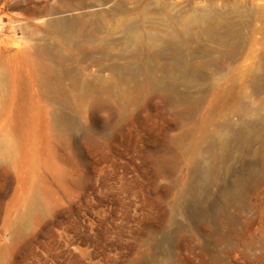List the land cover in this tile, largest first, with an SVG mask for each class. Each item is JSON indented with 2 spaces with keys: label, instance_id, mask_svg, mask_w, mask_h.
Masks as SVG:
<instances>
[{
  "label": "rangeland",
  "instance_id": "obj_1",
  "mask_svg": "<svg viewBox=\"0 0 264 264\" xmlns=\"http://www.w3.org/2000/svg\"><path fill=\"white\" fill-rule=\"evenodd\" d=\"M263 65L264 0H0V264H264L251 76L219 119L242 141L193 145L231 68ZM147 77L179 103L118 99Z\"/></svg>",
  "mask_w": 264,
  "mask_h": 264
},
{
  "label": "bare ground",
  "instance_id": "obj_2",
  "mask_svg": "<svg viewBox=\"0 0 264 264\" xmlns=\"http://www.w3.org/2000/svg\"><path fill=\"white\" fill-rule=\"evenodd\" d=\"M209 30L210 37L214 38V30ZM227 33H229V31H227ZM226 41L227 40L224 39L220 41V44L226 45ZM235 44H237V42H235ZM228 56L229 55L221 54L218 58L220 60H225ZM209 61L210 60H206L205 64H208ZM261 70L263 74H252L253 72L251 71L247 73L245 69H242V66L231 68L232 75L229 81H227V83L229 82L230 85L228 87L217 88L209 101L210 110L201 117L199 122H196L193 125V127L197 129L198 133L197 140L193 142L194 146H199L208 141V143L212 147H216L218 141L215 139V137L217 138V136L214 135L211 130V126L214 125H221L220 127H222V130H225L224 134H222L221 132H219L221 134L218 133L220 135V140H224V142H226L228 141V139H232L238 143L242 141L245 136V131L249 126L245 125L238 128L237 124L230 118H225L220 123L219 119L225 115L224 111L228 108H233V110L240 112L243 115H246V113L250 111L246 104L244 96L242 95L244 85L241 84V82H244L243 80L246 77L251 76V83L254 86V90L257 93L261 92L262 90H264V65L262 66ZM195 78H197L196 73ZM155 90H161L164 92L165 99L169 106H175L179 103V99L173 95V91L167 86L164 79L154 81L151 77H147L141 85H135L132 88L119 91V94L117 96L121 101L136 102L138 98H140L141 94L146 92L150 93ZM85 98H88V94L87 96H85ZM204 103L205 98L203 97L186 101L178 111L180 122L183 124L185 119L192 118L196 114H198L199 111L203 108ZM250 126L252 127V125ZM175 143L181 144V138H175ZM259 154L264 155V135L261 140Z\"/></svg>",
  "mask_w": 264,
  "mask_h": 264
}]
</instances>
